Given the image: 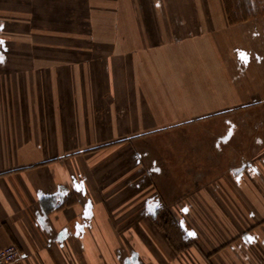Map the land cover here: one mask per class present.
Here are the masks:
<instances>
[{"label": "crops", "instance_id": "crops-1", "mask_svg": "<svg viewBox=\"0 0 264 264\" xmlns=\"http://www.w3.org/2000/svg\"><path fill=\"white\" fill-rule=\"evenodd\" d=\"M225 1L0 0L15 264H264V12Z\"/></svg>", "mask_w": 264, "mask_h": 264}, {"label": "trees", "instance_id": "trees-1", "mask_svg": "<svg viewBox=\"0 0 264 264\" xmlns=\"http://www.w3.org/2000/svg\"><path fill=\"white\" fill-rule=\"evenodd\" d=\"M239 0H226L225 1V8L226 11L228 13V15L230 16V21L232 22H236L238 20H240L241 18H243V16L245 14H247V12L249 11L251 13V15H256L255 12V6L254 5H242L240 3H238ZM241 2V0H240ZM264 7V6H263ZM254 12H253V11ZM59 195H51L49 197H46V201L47 203L50 205V207H54L56 204V200L58 198Z\"/></svg>", "mask_w": 264, "mask_h": 264}, {"label": "built area", "instance_id": "built-area-1", "mask_svg": "<svg viewBox=\"0 0 264 264\" xmlns=\"http://www.w3.org/2000/svg\"><path fill=\"white\" fill-rule=\"evenodd\" d=\"M21 259V252L17 246L10 244L0 248V264H15Z\"/></svg>", "mask_w": 264, "mask_h": 264}, {"label": "rangeland", "instance_id": "rangeland-1", "mask_svg": "<svg viewBox=\"0 0 264 264\" xmlns=\"http://www.w3.org/2000/svg\"><path fill=\"white\" fill-rule=\"evenodd\" d=\"M252 3H254V6H255V12H258V14H262L263 12H264V0H252ZM253 11V10H252ZM254 12V11H253ZM257 14V13H256ZM246 15V14H245ZM244 15V16H245ZM264 15V14H263ZM165 137H167V134H160L159 136H157L156 137V139L157 140H160V139H163V138H165ZM188 140H190L189 138L187 139V138H185L184 137V134H182V142H188ZM184 147V146H183ZM188 148V146L186 145V148H182V156H184L183 155V152L185 151V149H187ZM187 151H189L190 153H192V150H189V149H187ZM152 154H154L155 156L157 155V152L156 151H154V150H151L150 151ZM183 170V169H182ZM182 174H183V172H182ZM183 184V183H182ZM182 201H183V197H182Z\"/></svg>", "mask_w": 264, "mask_h": 264}, {"label": "flooded vegetation", "instance_id": "flooded-vegetation-1", "mask_svg": "<svg viewBox=\"0 0 264 264\" xmlns=\"http://www.w3.org/2000/svg\"><path fill=\"white\" fill-rule=\"evenodd\" d=\"M162 221H163V223L166 222L165 224H167V222H170L171 224H177V222L174 220L173 216L172 217L167 216V219L165 218V221H164V219Z\"/></svg>", "mask_w": 264, "mask_h": 264}, {"label": "snow or ice", "instance_id": "snow-or-ice-1", "mask_svg": "<svg viewBox=\"0 0 264 264\" xmlns=\"http://www.w3.org/2000/svg\"><path fill=\"white\" fill-rule=\"evenodd\" d=\"M0 43H2V41H0ZM243 55V54H242Z\"/></svg>", "mask_w": 264, "mask_h": 264}]
</instances>
